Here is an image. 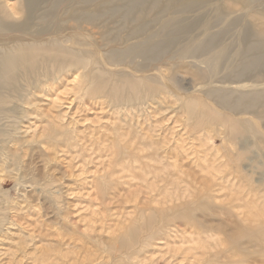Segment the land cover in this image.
I'll list each match as a JSON object with an SVG mask.
<instances>
[{"label":"rangeland","instance_id":"obj_1","mask_svg":"<svg viewBox=\"0 0 264 264\" xmlns=\"http://www.w3.org/2000/svg\"><path fill=\"white\" fill-rule=\"evenodd\" d=\"M103 1L0 32L37 60L0 85V190L33 191L0 211V264H264V68H243L264 0Z\"/></svg>","mask_w":264,"mask_h":264},{"label":"bare ground","instance_id":"obj_2","mask_svg":"<svg viewBox=\"0 0 264 264\" xmlns=\"http://www.w3.org/2000/svg\"><path fill=\"white\" fill-rule=\"evenodd\" d=\"M68 1L69 0H20L17 6L12 5L8 7L7 3H5L6 8H4L0 0V32H13L15 33L14 36H18V34L46 33L49 31V29L45 27V25L47 24H43V25L40 24L44 19L48 17V14L44 12L43 7L44 6L48 7L50 4H52V9L54 13L60 4L64 2H68ZM183 1L189 2L191 0H183ZM95 2L96 0H83L84 9H90ZM122 2L123 0H104L103 5H109V4L114 5L115 4L116 6H119V5H122ZM100 10H101V7H99L98 12ZM129 10L130 11H128V14H130L134 20L138 21V25H139L136 30H134L133 32L131 31L130 33L134 38L142 36L143 33H146L148 31V28L150 25V24L147 25L146 23H144V20L147 18L148 13L146 14L145 12L141 10V8H137V7L131 8ZM73 16L76 18H80L81 14L75 13L73 14ZM19 17L23 18L22 22L20 20H15L16 18H19ZM84 17H82L80 21H83L85 23L91 22L92 19H89L87 16L85 18ZM34 26H39L40 29L38 31H34L33 29ZM165 28L166 27H164L163 29ZM255 36H256V39H252V38L247 39L248 44L246 43V55L248 54L251 59H250V62H247L243 68L245 69L244 70L245 72H248L250 74L257 73L258 71H261L264 68V65H263L264 64V29L259 31L257 34H255ZM249 41H251V43ZM52 45L54 47L60 45V47L64 49L66 55L70 57L75 56V52L73 50L69 48H65L63 45H61L60 42L54 41V44ZM34 46H35L34 43L33 44L19 43L10 48H5V49L0 48V85L1 86H6L9 82L15 81V79L17 78V73L21 69H25L26 66H28L29 64L30 65L36 64L37 60H36V54L34 53L35 51ZM48 52L49 54H47V56H50L53 54L52 50ZM255 102L256 104H260L261 107H263L264 109V93L263 92L257 95ZM252 109L253 107L244 106V105L232 107V110L234 111L235 114L242 115V116L252 113L253 112ZM247 127L248 126L246 124L245 129L241 127H239V129H236V128L235 130L233 129L234 130L232 132L233 137L237 139L245 135V133H248ZM9 163L12 165V162L9 159V157L6 156V154H1L0 155V186H4V184L7 185L10 182V179H12V177H9L10 174H12L11 173L12 167H10L8 170H5L6 167L4 166V165L9 166ZM4 176H6V178H2ZM24 178H25L24 176L21 177V179H24ZM26 190H27L26 188H22L21 186L17 185L16 193L21 194V197L18 196L19 202L15 203L16 207H14V204H13L14 201L8 202L4 200L3 192L2 190H0V211L1 210L3 211L13 210V208L20 207L21 202L28 203V198H29L28 194L29 192H33V191H26ZM5 220L10 221V218H5Z\"/></svg>","mask_w":264,"mask_h":264}]
</instances>
